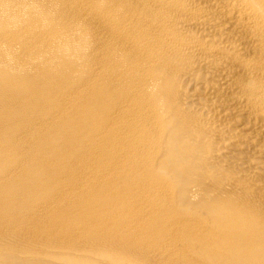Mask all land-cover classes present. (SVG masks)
<instances>
[{
    "label": "bare ground",
    "instance_id": "6f19581e",
    "mask_svg": "<svg viewBox=\"0 0 264 264\" xmlns=\"http://www.w3.org/2000/svg\"><path fill=\"white\" fill-rule=\"evenodd\" d=\"M0 264H264V0H0Z\"/></svg>",
    "mask_w": 264,
    "mask_h": 264
}]
</instances>
